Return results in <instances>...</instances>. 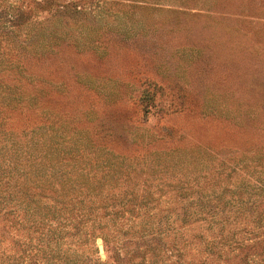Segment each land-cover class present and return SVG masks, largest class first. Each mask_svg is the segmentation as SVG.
<instances>
[{
	"label": "rangeland",
	"instance_id": "374dc122",
	"mask_svg": "<svg viewBox=\"0 0 264 264\" xmlns=\"http://www.w3.org/2000/svg\"><path fill=\"white\" fill-rule=\"evenodd\" d=\"M0 2L19 6L26 0ZM71 2L79 0H56ZM82 4L80 12L34 17L29 29L36 43L21 51L23 70L8 77L11 88L33 94L24 117L11 123L16 134L46 123L51 143L60 136L95 143L93 151L60 156L126 159L127 170L111 182L93 178L95 166L64 168L90 171L89 182L104 186L109 202L118 204L99 209L96 222L77 218L98 239L73 245L69 264H234L228 261L234 253L220 244L206 259L199 244L206 242L201 235L213 238L209 220L193 215L184 224V207L201 192L251 191L264 179L255 172L262 170L257 158L264 157V0ZM127 200L132 209L119 205ZM17 216L0 222L5 260L17 250L18 226L27 248L38 236H29ZM261 232L249 238L263 239ZM184 241L193 245L180 256L177 246ZM114 248L128 261H114ZM255 259L264 264V255Z\"/></svg>",
	"mask_w": 264,
	"mask_h": 264
},
{
	"label": "trees",
	"instance_id": "16d2710c",
	"mask_svg": "<svg viewBox=\"0 0 264 264\" xmlns=\"http://www.w3.org/2000/svg\"><path fill=\"white\" fill-rule=\"evenodd\" d=\"M81 2L60 5L56 4V0H26L19 6L0 2V222L6 221V216L18 215L17 218H22L21 221L19 219L20 227L27 230L29 236L30 232L38 234L35 241L31 238L27 248L28 244L24 243L22 237L25 234L20 233L18 226L12 241H15L17 250L7 256V260H21V263L19 261L16 264H69L75 253L73 245L86 246L98 239L93 230H82L83 220L87 218L96 222L99 209L114 210L118 205L109 202L107 192L110 191L104 192V186L89 182L90 171L77 169V172L68 173L64 168L70 165L95 166L99 172L93 174V178L101 175L105 181L111 182L117 181L124 173L126 159L103 155L93 158L80 154L70 158L60 156L61 152L68 153L72 149L93 151L95 143L64 136L51 143L44 126L46 123L32 131L22 130L18 134L11 129L14 116L24 117V103L33 100L32 92L11 88V82L8 81L10 72L23 70L21 51L31 49L36 43L32 40L35 37L30 32V24L34 17L38 18L44 13L61 16L71 8L81 11ZM257 162L256 166L262 170L255 172L264 177V157H258ZM261 182L259 186H252L251 191L243 192L237 186L232 190L225 188L218 196L201 192L184 207V224L193 215L202 222L209 220L208 230L212 231L213 238L201 235L206 242L199 244V247L205 245L204 251L208 252L206 259L216 255L218 244L231 249L234 254L230 256L229 253L228 261L234 264H253L255 258L264 255V238L258 241L249 238L252 234L260 236L261 231H264V179ZM244 196L249 199L254 197V200L245 201ZM131 202L122 201L119 205L122 208L128 205L132 209L134 205ZM191 208L194 211L190 214L188 211ZM7 209L9 212L5 211ZM217 210L222 216L214 212ZM79 216L84 219L78 220ZM71 230H78L75 240H68L73 236L67 237ZM244 233L248 238L243 236ZM105 239L109 240V234ZM4 243L0 239V252ZM189 244L193 245V242H179L177 252L180 256L184 255ZM24 246L27 249H22ZM114 250V261H128L127 257H121L120 249ZM7 260L0 256L2 264H12Z\"/></svg>",
	"mask_w": 264,
	"mask_h": 264
}]
</instances>
